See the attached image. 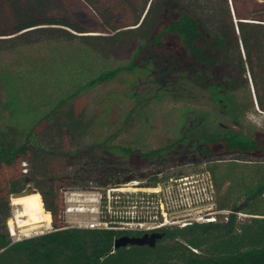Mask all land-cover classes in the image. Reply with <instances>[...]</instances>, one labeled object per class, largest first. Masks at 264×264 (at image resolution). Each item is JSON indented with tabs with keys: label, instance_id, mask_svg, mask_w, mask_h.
I'll list each match as a JSON object with an SVG mask.
<instances>
[{
	"label": "trees",
	"instance_id": "1",
	"mask_svg": "<svg viewBox=\"0 0 264 264\" xmlns=\"http://www.w3.org/2000/svg\"><path fill=\"white\" fill-rule=\"evenodd\" d=\"M161 101L181 105L178 136L153 149L125 139L139 111ZM121 102L120 121L86 144ZM258 114L264 0H0V264H264V127L251 118ZM100 150L161 165L184 160L191 173L209 176L227 221L165 227L154 248L115 250L116 239L142 233L72 227L44 200L53 230L9 242L1 224L23 178L39 188V175L55 180L51 160ZM173 176L161 170L145 181Z\"/></svg>",
	"mask_w": 264,
	"mask_h": 264
},
{
	"label": "rangeland",
	"instance_id": "2",
	"mask_svg": "<svg viewBox=\"0 0 264 264\" xmlns=\"http://www.w3.org/2000/svg\"><path fill=\"white\" fill-rule=\"evenodd\" d=\"M110 87L111 85L101 87L90 95L89 100H87L89 105L96 103L98 96L108 91ZM155 103L139 111L136 119L130 123L125 136L127 140L138 139L139 145L146 149L158 148L164 143L175 139L181 128V105H176L169 101ZM125 108H127L126 102H121L119 108L113 112L114 117L108 122H103L104 115H101V119L98 120L100 123L95 133L88 138L86 144L94 147L96 143L102 141L111 125L120 121L126 111ZM251 118L258 126L264 127L263 115H253ZM110 122H113V124H109ZM232 158L237 157L234 155L223 156L220 160L228 161ZM178 160L174 164L161 165L162 160L151 161L141 157L124 158L120 155H107L100 150L92 154H83L76 160H51L48 162L47 166L49 171H51L50 173L54 174L55 180L58 177H70V175L73 177L71 179L55 181L50 174L45 178L39 175V188H35L33 184L29 185L32 189L31 194H39L41 196L44 210L45 200L55 209L57 219L65 221L72 227H78L79 224L86 225L100 218L98 217L100 212H103V217L108 215L109 212L107 211H110L109 215L111 217L114 216V213L120 209L119 203L115 202L117 195H132L136 200L137 197L145 194L146 189L154 188L155 186H148L144 179L145 176H149L151 173L163 170L174 175L173 179L181 176H199L202 178L206 175V173H191L192 166L184 160ZM22 167V173L26 174V164L22 163ZM203 167L201 166L200 169ZM107 173L111 175V178L107 176ZM127 178L131 179L130 183L115 185V181H122ZM52 179L55 183L54 185L51 183ZM170 179L168 182L159 184L163 190H165V186L168 185ZM25 189L26 186L24 185L21 192ZM147 192H150V190ZM12 200L10 197L11 217L4 224H1V233L8 235L9 242H19L53 230V216L49 212L51 215L49 224H43L42 227L17 228L16 222L21 208L13 205ZM68 208H74V210L67 212ZM76 209L82 211L79 212ZM9 222L15 224V234H12Z\"/></svg>",
	"mask_w": 264,
	"mask_h": 264
},
{
	"label": "built area",
	"instance_id": "3",
	"mask_svg": "<svg viewBox=\"0 0 264 264\" xmlns=\"http://www.w3.org/2000/svg\"><path fill=\"white\" fill-rule=\"evenodd\" d=\"M149 190L150 192H147ZM116 198L115 202L119 203L120 209L114 216L111 217L110 211H107L108 215L103 217V212H100L98 214L100 218L86 225L79 224L78 227L149 233L169 226L185 228L193 224L227 221L229 214L227 210L217 209L213 184L207 175L202 178L199 176L171 178L165 190L161 185H157L152 189H146L145 194L136 200L132 195L120 194ZM73 210L74 208H68L67 212Z\"/></svg>",
	"mask_w": 264,
	"mask_h": 264
},
{
	"label": "bare ground",
	"instance_id": "4",
	"mask_svg": "<svg viewBox=\"0 0 264 264\" xmlns=\"http://www.w3.org/2000/svg\"><path fill=\"white\" fill-rule=\"evenodd\" d=\"M12 204L21 208L16 222V226L19 229L42 227L43 224H49L51 221V215L44 210L43 202L39 194H30L13 199ZM9 227L12 234H15V224L9 222Z\"/></svg>",
	"mask_w": 264,
	"mask_h": 264
},
{
	"label": "water",
	"instance_id": "5",
	"mask_svg": "<svg viewBox=\"0 0 264 264\" xmlns=\"http://www.w3.org/2000/svg\"><path fill=\"white\" fill-rule=\"evenodd\" d=\"M130 182L131 179L127 178L122 181H115V185L128 184ZM23 184L26 186V189L21 193L13 194L11 196V199L24 197L32 193V189L29 185V180L27 177L23 178ZM160 238H161L160 235L144 236L141 238H131L128 236H123L115 240L114 249L118 250L122 247H127V246H149L150 248H154L156 246L157 240Z\"/></svg>",
	"mask_w": 264,
	"mask_h": 264
},
{
	"label": "flooded vegetation",
	"instance_id": "6",
	"mask_svg": "<svg viewBox=\"0 0 264 264\" xmlns=\"http://www.w3.org/2000/svg\"><path fill=\"white\" fill-rule=\"evenodd\" d=\"M146 177L147 176H145L144 179H146ZM166 182H168V181H166ZM152 235H160L162 237L161 233L158 230L152 231V232H149V233H142V234H139V233H134V234H131V235L125 234L124 236H128V237H131V238H141V237H144V236H152Z\"/></svg>",
	"mask_w": 264,
	"mask_h": 264
}]
</instances>
